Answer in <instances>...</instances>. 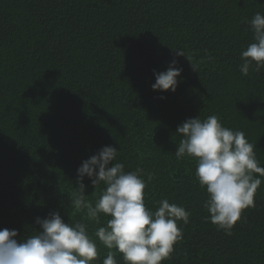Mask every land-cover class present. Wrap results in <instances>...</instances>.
<instances>
[{
	"label": "trees",
	"instance_id": "1",
	"mask_svg": "<svg viewBox=\"0 0 264 264\" xmlns=\"http://www.w3.org/2000/svg\"><path fill=\"white\" fill-rule=\"evenodd\" d=\"M257 12L264 0H0V230L22 242L37 217L79 220L69 199L77 170L112 146L126 172L142 169L148 209L167 199L191 213L162 264H264V178L226 235L205 220L195 161L175 156L179 125L217 115L264 166V69L239 70ZM173 59L183 69L176 92L153 91L154 72ZM83 183L94 204L100 190L90 196ZM108 218L86 221L89 235ZM97 248L92 264H103L109 250Z\"/></svg>",
	"mask_w": 264,
	"mask_h": 264
},
{
	"label": "clouds",
	"instance_id": "2",
	"mask_svg": "<svg viewBox=\"0 0 264 264\" xmlns=\"http://www.w3.org/2000/svg\"><path fill=\"white\" fill-rule=\"evenodd\" d=\"M249 24L253 42L241 52L239 70L243 76L250 70L259 73L264 69V14L255 13ZM175 56L187 58L182 49L175 50ZM182 71L173 59L167 71L154 72L152 90L175 93ZM176 132L181 137L176 158L195 161L196 179L208 194L203 205L209 213L205 220L232 235L242 212L255 207L254 197L264 178L255 145L243 131L222 126L217 115L203 120L199 115L189 118ZM117 155L115 147L105 146L78 168L77 187L69 199L75 212L82 214L79 220L65 222L59 211L49 213L47 218L37 217L39 230L22 242L17 239V230H0V264H92L98 257L97 241L109 250L103 264H117L116 253L122 254L125 264H162L169 260L174 246L183 239L178 222L187 225L191 213L167 199L158 201L155 211L148 209L142 169L126 172L123 163L114 162ZM85 177L95 189L90 196L100 190L94 204L85 194ZM101 214L109 218L104 226L96 228L93 237L86 221L100 225Z\"/></svg>",
	"mask_w": 264,
	"mask_h": 264
}]
</instances>
